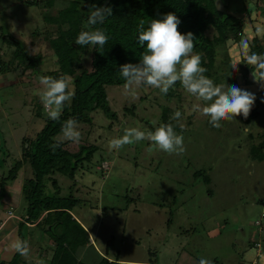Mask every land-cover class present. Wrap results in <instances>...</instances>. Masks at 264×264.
<instances>
[{
    "label": "rangeland",
    "instance_id": "1",
    "mask_svg": "<svg viewBox=\"0 0 264 264\" xmlns=\"http://www.w3.org/2000/svg\"><path fill=\"white\" fill-rule=\"evenodd\" d=\"M45 1L0 0L1 32L18 39L22 49L36 61L31 69L25 67L26 62L15 60L7 74H0V182L22 158V134L34 136L48 117L38 95L42 91L39 79L57 66L46 36L55 31L57 22L53 18L67 0H53L51 7H46ZM58 3L63 6L58 7ZM246 5L244 9L243 0H217L219 8L243 20L240 40H235V23L226 29V49L235 75L223 84L253 93V109L256 100L264 97V66L260 74L258 64L250 62L249 45L264 37V15L261 1L249 0ZM1 51L8 63L16 47L5 42ZM222 58L219 52L218 62ZM90 61L87 55L83 68L90 70ZM106 95L116 114L114 119L97 109L90 112V123H78L79 142L64 141L61 133L56 136L70 152L82 146H97L92 161L77 169L75 181L55 174L57 186L52 188L47 182L44 190L48 195L79 199L72 212L82 220L84 217L91 232H96L97 245L104 255L109 247L108 257L114 259L118 252L119 258L144 262L140 264H199L201 258L213 264H238L253 254L249 241L262 240L264 245V217L260 218L264 203L259 202L264 199V160L257 161L250 153L252 146L263 141L264 105L261 114L248 124L237 116L214 128L208 117L194 109L201 102L180 83L166 95L146 85L135 88L134 95L126 93L125 85L106 86ZM164 108L169 109L170 119L177 110L182 114L175 120L180 127L176 132L184 137L182 154L160 151L148 140L120 149L109 147V142L126 129L153 130L160 126ZM24 164L25 174L17 173L4 186L0 221L8 205H12L19 220H26L23 216L27 203L21 188L31 175L29 164ZM196 172L208 176L209 182L204 183ZM257 219L262 220L261 230V225H255ZM4 231L6 228L0 232V239ZM47 240L53 249L48 238L41 244V251L31 248L23 257L26 262L34 264L32 260L36 259L35 263L46 264L44 259L52 256L45 247ZM2 249L0 261L11 260L15 250L12 245L0 246V252ZM97 260L99 257L89 248L84 261L94 264Z\"/></svg>",
    "mask_w": 264,
    "mask_h": 264
},
{
    "label": "trees",
    "instance_id": "2",
    "mask_svg": "<svg viewBox=\"0 0 264 264\" xmlns=\"http://www.w3.org/2000/svg\"><path fill=\"white\" fill-rule=\"evenodd\" d=\"M105 0H67V4L57 11L53 18L56 23L55 31L48 32V41L51 43L56 56V68L46 71L42 76L59 77L67 74L72 78L75 95L71 102L66 104L59 120H51L45 116L43 127L34 136H23L22 158L9 169L8 176L0 182V200L3 197L5 184L16 176L23 163H28L32 169V178L26 179L21 191L25 202L26 220L18 223V236L26 241L23 231L25 222H37L40 231L52 240V256L45 260L46 264H86L77 256V249L89 242L86 230L72 215V210L79 199L73 195L68 197L48 195L44 193L47 182L52 188L57 186L55 174H61L75 181V173L83 167L84 162L92 161L97 146H82L77 152H70L62 146L56 138L61 133L63 122L67 119H76L78 123H90V112L101 109L109 118L114 119L116 114L111 110L107 100L106 86L125 85L119 67L126 63H138L144 48L136 43L137 29L140 20L145 21V27L151 19H162L172 12L181 21L178 30L183 33H193L195 40L194 52L201 56V66L206 68L204 75L216 84L227 82L230 76L235 75L230 57L226 49V29L230 24L236 26L235 40L241 38L242 18L229 13L217 6V0H110L107 6L112 9V15L105 22L96 25L108 35V42L103 49L99 46H78L75 40L78 33L84 29V24L90 15V6H102ZM261 1V13L264 15V0ZM243 0V7L246 3ZM39 3V2H34ZM31 3V4H34ZM53 0H46L45 6L51 7ZM46 15V14H45ZM47 19L50 17L46 15ZM51 18V17H50ZM1 32L0 40V74L8 71L11 62L25 63V67L34 69L36 61L21 47V42L10 33ZM10 38L7 39V36ZM7 42L16 47L12 60L5 63L2 56V45ZM223 53L218 62L217 54ZM257 54L264 60V37L253 41L249 45V55ZM90 55L91 69L83 68L84 58ZM248 63V61H246ZM260 74H263L261 63H257ZM78 70L80 72L78 73ZM9 72V71H8ZM177 84V83H176ZM39 108V104H35ZM264 105V97L256 100V106L251 110L247 119L242 121L248 124L257 118ZM35 106V109H36ZM37 108V109H38ZM169 109L164 108L161 113V124L172 123L175 131L180 130L175 120L169 118ZM151 130V129H150ZM154 130V129H153ZM263 141L251 147V157L257 161L264 160V132ZM60 142V146L53 150L50 145ZM26 144V146H24ZM195 176L203 177L204 183L209 182L208 176L196 172ZM7 179V180H5ZM130 201V199H129ZM259 202L264 203V199ZM1 220V219H0ZM262 229V227H261ZM260 235V232L258 233ZM257 235V236H259ZM257 240H252V247ZM109 248V247H108ZM107 248V250H108ZM155 263L152 261L150 264ZM0 264H31L22 259L18 252H14L9 261H0ZM96 264H117L114 260L102 257Z\"/></svg>",
    "mask_w": 264,
    "mask_h": 264
},
{
    "label": "clouds",
    "instance_id": "3",
    "mask_svg": "<svg viewBox=\"0 0 264 264\" xmlns=\"http://www.w3.org/2000/svg\"><path fill=\"white\" fill-rule=\"evenodd\" d=\"M57 6L63 5L58 3ZM90 8V15L84 24L86 30L78 33L75 44L99 46L103 49L109 37L102 28L95 26L102 25L112 15V9L110 6L101 8L96 5ZM180 22L172 12L165 14L162 19H151L147 27L144 20L139 21L136 43L144 48V52L138 63H126L119 67L126 93L134 95L135 88L146 85L159 89L166 95L176 83H180L188 94L201 102L194 109L208 117L212 127L220 128L223 126L222 121H231L237 116L247 119L254 105L255 95L235 85H218L204 75L206 68L201 66V56L193 51L196 38L191 32L182 34L178 30ZM249 60L264 66V60L255 53L249 56ZM39 82L42 91L38 95L48 118L59 120L65 105L75 95L71 76H42ZM181 115L177 110L171 119L178 121ZM61 135L64 141L79 142L81 133L78 121L72 118L65 120ZM143 140L150 141L157 149L168 154L180 155L185 151L184 137L175 131L172 123L161 124L154 130L136 127L126 129L122 136L109 142V147L120 149ZM59 146V141L50 145L53 150ZM12 247L21 256L29 254V245L25 240L17 239ZM199 264L213 262L201 258Z\"/></svg>",
    "mask_w": 264,
    "mask_h": 264
},
{
    "label": "crops",
    "instance_id": "4",
    "mask_svg": "<svg viewBox=\"0 0 264 264\" xmlns=\"http://www.w3.org/2000/svg\"><path fill=\"white\" fill-rule=\"evenodd\" d=\"M3 29L2 25L0 26V32L1 30ZM2 74V73H1ZM7 74V72L3 73L2 75H5ZM23 141V134H22V139ZM18 160V159H17ZM30 167V166H29ZM28 167V168H29ZM26 166L25 164L23 163L22 166L20 167V169L18 170L17 173H19V175H24L25 174V171H26ZM28 171L30 172V177H32V169L30 167V169H28ZM17 175V174H16ZM29 177V178H30ZM16 199V198H15ZM14 199V200H15ZM13 201V200H12ZM18 201V200H17ZM12 205H8V206H5V213L6 211L9 209V208H12L11 207ZM1 213V212H0ZM13 213L18 216L15 212V210H13ZM72 215L75 219L78 220V222L82 225V227L86 230L87 234H88V237H89V242L84 245V246H80L78 249H77V256L79 257V259H81L82 261L85 260V255H86V252L89 248H92L93 251L96 253V255L99 257V259H101L102 257H107L110 261L111 260H114L116 261L117 264H126V263H129V264H140L142 261H136V260H125L123 258H119V254L118 252L116 253V256L115 258H110L108 257L107 255L109 254L106 250L105 252V255L103 254V252L100 250L99 246L97 245V239H96V232H91V230L89 229V227L87 226L85 220H84V217H83V220L80 219L78 216H76L73 212H72ZM7 216V214H6ZM6 216L3 218V221H4V224L3 226L0 228V232L2 230H4L6 228V231H4V234L2 235L1 239H0V246H3L4 248L6 246L9 245V243L11 245H13V243L15 242L14 240L16 239H19V236H18V223L20 221H22L23 219L21 218V220L19 219H16V218H9V219H6ZM27 216H23V218H26ZM0 219H2L0 217ZM11 220H15V223H12L9 224V222ZM24 221V220H23ZM37 222H34V223H27L25 222V225L23 226V231H25L26 233V241L28 242V245H29V251H31V248H33L34 252L36 251H41L43 248V246L41 244H43V242L48 239V236L40 231L39 227L36 225ZM15 228H17V230H15ZM16 233V234H15ZM7 240V241H6ZM51 244V242H49L47 240V245L45 246L47 249H48V253L50 255H52V250L49 248V245ZM41 245V246H40ZM93 246V247H92ZM41 249V250H40ZM15 252V250H14ZM13 252V253H14ZM4 253V250L2 249V251L0 252V254ZM38 256L41 258L43 256V254L41 252H39ZM24 256H22V259L23 260H26V258L24 259L23 258ZM27 257V256H26ZM44 258V257H43ZM43 258H41V260H43ZM44 260H49V258H45ZM34 262V264H37L35 263L36 262V259L32 260ZM85 262V261H84ZM99 260H97V262H95L94 264L98 263ZM140 262V263H139ZM86 263V262H85ZM144 263V262H142ZM150 264V263H149Z\"/></svg>",
    "mask_w": 264,
    "mask_h": 264
},
{
    "label": "built area",
    "instance_id": "5",
    "mask_svg": "<svg viewBox=\"0 0 264 264\" xmlns=\"http://www.w3.org/2000/svg\"><path fill=\"white\" fill-rule=\"evenodd\" d=\"M6 214H7L6 219H9V218L19 219V217H17L13 213V209L12 208H9L6 211ZM263 217H264V214L262 213L260 215V218H263ZM3 224H4V221H0V228L3 226ZM255 225H257V226L261 225V227H262L263 226L262 225V220L257 219L255 221ZM260 230H261V228H260ZM251 249L253 250L252 256L246 257V258L243 257L238 264H264V245L262 243V240H257L254 243V245L251 247Z\"/></svg>",
    "mask_w": 264,
    "mask_h": 264
},
{
    "label": "water",
    "instance_id": "6",
    "mask_svg": "<svg viewBox=\"0 0 264 264\" xmlns=\"http://www.w3.org/2000/svg\"><path fill=\"white\" fill-rule=\"evenodd\" d=\"M109 1H110V0H105V1L102 3V6H101V8H103V7L107 6V4L109 3Z\"/></svg>",
    "mask_w": 264,
    "mask_h": 264
}]
</instances>
